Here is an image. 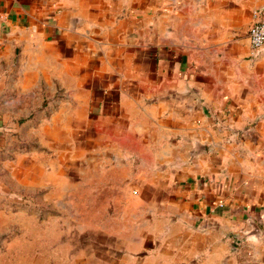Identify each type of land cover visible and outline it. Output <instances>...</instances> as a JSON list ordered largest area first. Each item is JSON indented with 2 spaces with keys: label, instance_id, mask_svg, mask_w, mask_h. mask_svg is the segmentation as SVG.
Masks as SVG:
<instances>
[{
  "label": "crops",
  "instance_id": "obj_1",
  "mask_svg": "<svg viewBox=\"0 0 264 264\" xmlns=\"http://www.w3.org/2000/svg\"><path fill=\"white\" fill-rule=\"evenodd\" d=\"M257 8L264 0H0V264L81 253V187L96 204L103 185L141 193L121 196V244L112 226L90 227V260L264 264ZM11 189L36 204L4 208Z\"/></svg>",
  "mask_w": 264,
  "mask_h": 264
},
{
  "label": "rangeland",
  "instance_id": "obj_2",
  "mask_svg": "<svg viewBox=\"0 0 264 264\" xmlns=\"http://www.w3.org/2000/svg\"><path fill=\"white\" fill-rule=\"evenodd\" d=\"M81 195L85 194L86 197H82L81 201V225H82V235H81V242H82V248L81 253L75 252L73 250V246L66 247L65 250V260H62L60 258H50V264H105L106 259L105 257H99L98 260H90V239L95 238V236L90 234V227L94 226L95 221L97 220V226L102 228L111 227L113 228L114 232V240L113 242L116 244H121L123 241V237L128 236V227H129V217H123V213L121 212L123 208V203L121 199V196L123 194H128L131 197L137 196L140 192V188L134 185H129L125 187H105L103 186H97L96 187V193H97V203L91 204L90 200L88 198L90 192L89 187H81ZM93 188L91 189V192H93ZM3 195L5 197H12L14 201L5 203L3 205L4 208H8L14 211H21L24 207L26 208L27 205L30 204H36L32 203L35 200V196L33 197L32 194H29L27 192L23 191H16L11 189L3 191ZM111 197L113 198V202L111 201ZM121 200V201H120ZM79 205V204H78ZM77 206V203H76ZM94 207L96 208V214H94L93 210ZM71 227L74 225L77 227V220L73 224V220L71 224H69ZM125 228V229H124ZM68 239L75 238L78 239L77 232L73 233V230L70 231V235H66ZM107 237L105 235V232H98L97 233V240H98V246H99V252L102 254H105V245L107 244ZM109 241V240H108ZM2 242V246H3ZM98 252V255L100 253ZM39 255L41 254V251L38 250ZM57 254V253H55ZM81 255L82 259H79V256ZM38 264H41L40 261ZM96 262V263H95Z\"/></svg>",
  "mask_w": 264,
  "mask_h": 264
},
{
  "label": "built area",
  "instance_id": "obj_3",
  "mask_svg": "<svg viewBox=\"0 0 264 264\" xmlns=\"http://www.w3.org/2000/svg\"><path fill=\"white\" fill-rule=\"evenodd\" d=\"M249 38L253 55H258L264 47V8L253 11V21L249 29Z\"/></svg>",
  "mask_w": 264,
  "mask_h": 264
}]
</instances>
